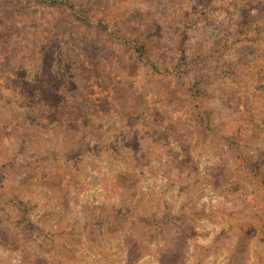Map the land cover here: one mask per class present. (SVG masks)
<instances>
[{"label":"rangeland","instance_id":"rangeland-1","mask_svg":"<svg viewBox=\"0 0 264 264\" xmlns=\"http://www.w3.org/2000/svg\"><path fill=\"white\" fill-rule=\"evenodd\" d=\"M0 264H264V0H0Z\"/></svg>","mask_w":264,"mask_h":264},{"label":"trees","instance_id":"trees-1","mask_svg":"<svg viewBox=\"0 0 264 264\" xmlns=\"http://www.w3.org/2000/svg\"><path fill=\"white\" fill-rule=\"evenodd\" d=\"M46 1H50V2H52V3H54L55 2V0H46ZM69 2V1H68ZM10 19V18H9ZM111 35V34H110ZM112 37V36H111ZM131 45V47L132 48H136V52H137V55L139 56V59L140 60H144V59H146V58H148L149 56H150V50H149V48H148V46L146 45V44H142V45H137L136 43H133V44H130ZM182 58H179L177 61V63L176 64H174L173 65V67H174V69H175V71H178L179 69H178V66L180 65V66H182L181 64H180V62H182V61H187V57H185V55L184 54H182V55H180ZM195 94V93H194ZM191 97H193V94H191ZM193 98H195V97H193Z\"/></svg>","mask_w":264,"mask_h":264}]
</instances>
